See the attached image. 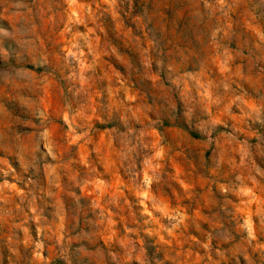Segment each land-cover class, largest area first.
<instances>
[{"label":"rangeland","instance_id":"rangeland-1","mask_svg":"<svg viewBox=\"0 0 264 264\" xmlns=\"http://www.w3.org/2000/svg\"><path fill=\"white\" fill-rule=\"evenodd\" d=\"M0 264H264V0H0Z\"/></svg>","mask_w":264,"mask_h":264}]
</instances>
